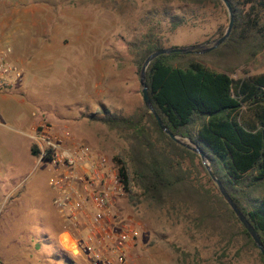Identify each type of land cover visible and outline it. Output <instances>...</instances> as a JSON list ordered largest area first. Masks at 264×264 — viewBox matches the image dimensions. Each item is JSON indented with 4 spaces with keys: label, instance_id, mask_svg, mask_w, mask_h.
Returning <instances> with one entry per match:
<instances>
[{
    "label": "rangeland",
    "instance_id": "374dc122",
    "mask_svg": "<svg viewBox=\"0 0 264 264\" xmlns=\"http://www.w3.org/2000/svg\"><path fill=\"white\" fill-rule=\"evenodd\" d=\"M173 3L0 0V47H10L11 60L14 47L24 66H18L20 81L0 91V264H88L62 231L51 204L47 187L51 169L29 154L33 143L17 129L28 111L34 126L44 123L57 133L66 132L116 167L113 159L124 155L125 143L86 115L101 109L128 115L142 104L140 66L135 65L129 44L151 27L161 37L162 48L206 44L226 29L221 2L185 8ZM163 6H172L186 24L169 31L161 16L147 20L145 12ZM220 29L222 34L216 36ZM209 52L193 55L232 79L264 72V46L240 66L238 60L219 58V52L206 55ZM235 55L245 57L243 46ZM198 161L203 168L199 158L186 159L183 165L209 212L197 202L171 211L153 208L142 199L130 201L125 193L116 199L115 211L138 230L124 264H264L258 250L227 220L216 200V187Z\"/></svg>",
    "mask_w": 264,
    "mask_h": 264
},
{
    "label": "trees",
    "instance_id": "16d2710c",
    "mask_svg": "<svg viewBox=\"0 0 264 264\" xmlns=\"http://www.w3.org/2000/svg\"><path fill=\"white\" fill-rule=\"evenodd\" d=\"M157 1L185 4L182 8L204 1L221 5L218 0ZM226 1L233 15L231 33L222 46L206 55L219 52V58L238 60L236 65L240 66L251 61L264 46V0ZM145 15L149 21L150 15L161 16L169 31L186 24L172 6L159 7ZM221 34L220 29L216 36ZM161 40L151 27L140 40L129 44L137 68L149 53L162 48ZM240 46L245 54L242 62L235 55L239 54ZM201 58L193 54H168L153 59L145 70L147 96L166 129L203 152L212 175L257 233L264 248V72L232 79L226 72L206 67ZM86 118L114 131L125 143L124 155L113 160L123 193L130 201L142 199L153 208L171 211L192 202L205 206L183 165L186 159L198 160V156L164 135L142 104L128 115L101 109ZM29 154L36 159L34 144L29 147ZM215 196L227 220L255 248L223 199ZM209 211L205 206L204 212ZM257 255L264 263L258 251Z\"/></svg>",
    "mask_w": 264,
    "mask_h": 264
},
{
    "label": "built area",
    "instance_id": "2783aa9c",
    "mask_svg": "<svg viewBox=\"0 0 264 264\" xmlns=\"http://www.w3.org/2000/svg\"><path fill=\"white\" fill-rule=\"evenodd\" d=\"M10 53V47H0V91L21 79ZM32 141L37 163L53 173L47 187L62 231L88 264H124L138 230L114 209L123 194L117 168L104 155L44 123L33 127Z\"/></svg>",
    "mask_w": 264,
    "mask_h": 264
},
{
    "label": "water",
    "instance_id": "95a60500",
    "mask_svg": "<svg viewBox=\"0 0 264 264\" xmlns=\"http://www.w3.org/2000/svg\"><path fill=\"white\" fill-rule=\"evenodd\" d=\"M222 3L225 11H226V16H227V26L222 34L221 37L218 39H215L209 43L206 44H199V45H189V46H184V47H168V48H159L151 53H149L142 61L139 71H138V85L140 87V96H141V102L144 108L148 111V113L154 118L157 127L159 130L166 135L171 141H173L175 144L189 150L190 152L196 154L200 160L201 165L205 169L209 179L212 181V183L215 185L216 190L220 197L223 199V201L226 203L228 208L231 210L233 213L234 217L237 219L241 227L246 231L250 239L252 240V243L254 247L258 250L260 255L264 258V248L262 247V244L259 240V237L257 233L254 231V229L251 227V225L247 222V220L244 218V216L241 214V212L237 209L235 204L232 202V200L229 198L227 193L224 191L218 180L212 175L209 166L207 164L205 155L203 152L194 144L189 142L188 140H182V138L177 137L173 134H171L166 127L163 125L161 120L157 117L155 114L148 96H147V87L145 84V70L149 63L155 59L158 56L161 55H168V54H180V55H187V54H200V53H205L209 52L211 50L216 49L219 47L221 44L225 42L227 39V36L232 28L233 25V15L231 8L229 4L227 3L226 0H218Z\"/></svg>",
    "mask_w": 264,
    "mask_h": 264
},
{
    "label": "crops",
    "instance_id": "0c3cea01",
    "mask_svg": "<svg viewBox=\"0 0 264 264\" xmlns=\"http://www.w3.org/2000/svg\"><path fill=\"white\" fill-rule=\"evenodd\" d=\"M12 47H13V45H12ZM12 52H13V56H12L13 59L11 61L14 64H16L17 66H20V67L22 66V69H23L24 66H23V63H22L21 59H19L16 56V54L14 55V53H15L14 47H13ZM15 101L17 103H19L18 100L15 99ZM19 107H22V108L25 109V107H23V105L21 103H19ZM31 117H32V113H29L28 111H26V113L24 115V119H23V120H25V122L24 123L20 122L21 123V125H20L21 128L17 129V133L22 135V136H24L23 138L29 139L33 143L32 136H33L34 124H33V119Z\"/></svg>",
    "mask_w": 264,
    "mask_h": 264
}]
</instances>
